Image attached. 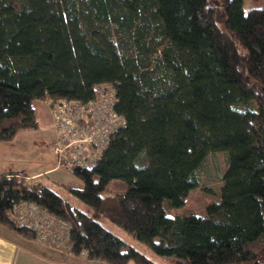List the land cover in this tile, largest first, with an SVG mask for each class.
Listing matches in <instances>:
<instances>
[{
  "label": "trees",
  "instance_id": "16d2710c",
  "mask_svg": "<svg viewBox=\"0 0 264 264\" xmlns=\"http://www.w3.org/2000/svg\"><path fill=\"white\" fill-rule=\"evenodd\" d=\"M245 3L0 0V140L39 128L35 100H87L102 82L126 118L95 166L73 169L85 184L66 191L86 209L8 170L0 223L39 239L13 213L30 201L70 223L73 253L107 264L157 262L100 217L176 264H264V4ZM217 151L219 199L172 214ZM112 180L125 190L103 192Z\"/></svg>",
  "mask_w": 264,
  "mask_h": 264
},
{
  "label": "built area",
  "instance_id": "2783aa9c",
  "mask_svg": "<svg viewBox=\"0 0 264 264\" xmlns=\"http://www.w3.org/2000/svg\"><path fill=\"white\" fill-rule=\"evenodd\" d=\"M45 101L53 114L57 168H92L102 158L113 133L126 124L125 116L116 108L118 96L113 83L94 85V95L87 100L49 98ZM13 213L20 223L29 224L42 241L60 246L66 234L70 241V223L36 203L18 202Z\"/></svg>",
  "mask_w": 264,
  "mask_h": 264
},
{
  "label": "rangeland",
  "instance_id": "374dc122",
  "mask_svg": "<svg viewBox=\"0 0 264 264\" xmlns=\"http://www.w3.org/2000/svg\"><path fill=\"white\" fill-rule=\"evenodd\" d=\"M264 4V0H246L245 5L250 6H259ZM35 108L39 107L43 112L48 113L50 106L43 99H37L34 101ZM53 117V114H51ZM54 129V128H53ZM55 140V131H50V129L40 128L38 129H23L20 130L16 136L11 140H0V172L8 170H16L20 172H25L29 175L43 171L47 168L54 167L58 164L57 155L53 152V141ZM164 140H158L156 146L164 148L165 145L160 144ZM160 144V145H159ZM227 156L223 151H217L215 153L209 154L206 159V162L198 170L200 178V186L196 187L190 191L187 196V201L182 207L174 208L172 214H188V213H198L206 214V206L211 200H218L220 197L221 187H222V174L227 166ZM28 175V176H29ZM29 182L36 180H42L54 190H56L61 195L69 197L70 200L77 206L80 205L82 208L86 209V205L80 203L75 197H73L69 192L66 191V185L82 187L84 186V180L76 175L72 169L67 167H59L55 170L43 171L41 175L37 177H28ZM125 190V184L121 180H112L109 182L103 192H121ZM141 207L144 206L142 201H138ZM143 213L144 210H142ZM109 227H114L112 224H109L108 221L104 218H99ZM2 224V223H1ZM27 226L31 227L29 224ZM0 227H2L0 225ZM115 229L117 227H114ZM117 234L122 238L129 239L128 243H136L138 240L130 237L125 231L118 228ZM8 234V233H7ZM127 234V236H126ZM132 238V239H130ZM66 237L62 240L60 248L70 249V241H66ZM141 243V242H140ZM40 245L39 243H35ZM33 246V250L37 246ZM133 245V244H132ZM138 248H142L143 251H151L150 256L157 262V264H176L175 260L171 257L157 255L143 243L138 244ZM135 246V245H134ZM144 246V247H143ZM20 251V249H19ZM24 252V251H23ZM153 253V254H152ZM155 254V255H154ZM51 256V254H50ZM67 264H73L70 260L65 259ZM131 264H135L131 262Z\"/></svg>",
  "mask_w": 264,
  "mask_h": 264
},
{
  "label": "crops",
  "instance_id": "0c3cea01",
  "mask_svg": "<svg viewBox=\"0 0 264 264\" xmlns=\"http://www.w3.org/2000/svg\"><path fill=\"white\" fill-rule=\"evenodd\" d=\"M34 109L37 120L39 122V128L41 130L42 127L47 128L50 129V131L54 132L53 117H51L50 115V113L52 114L51 109H49L48 113H44L42 109H39V107L35 108V105ZM55 169H57V165L51 168H47L43 171L47 172L49 170ZM43 171L33 173L28 177H37L41 175ZM0 225L2 226L0 227V264H67L64 258L70 260L73 264H107L104 261L90 259L87 255L75 254L71 251V249H63L48 242H43L37 238L24 237L18 234L15 230L8 228L1 223ZM108 228L113 230L115 233H117V231L115 230H119L118 228L115 229L114 227L109 226ZM126 240L130 241L129 239ZM36 242L40 245H36ZM131 244L139 247L138 244L141 243L132 242ZM35 245L37 247L33 250V246ZM147 254L150 255L151 251L148 250Z\"/></svg>",
  "mask_w": 264,
  "mask_h": 264
}]
</instances>
